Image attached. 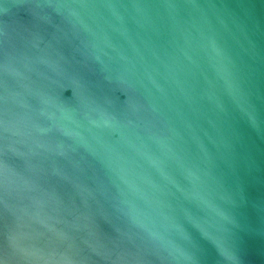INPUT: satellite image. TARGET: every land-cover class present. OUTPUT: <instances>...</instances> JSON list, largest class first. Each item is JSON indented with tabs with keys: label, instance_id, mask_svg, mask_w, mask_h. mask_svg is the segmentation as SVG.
Segmentation results:
<instances>
[{
	"label": "water",
	"instance_id": "water-1",
	"mask_svg": "<svg viewBox=\"0 0 264 264\" xmlns=\"http://www.w3.org/2000/svg\"><path fill=\"white\" fill-rule=\"evenodd\" d=\"M0 264H264V0H0Z\"/></svg>",
	"mask_w": 264,
	"mask_h": 264
}]
</instances>
